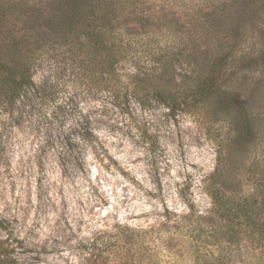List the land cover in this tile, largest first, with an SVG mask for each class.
Segmentation results:
<instances>
[{"label":"rangeland","instance_id":"rangeland-1","mask_svg":"<svg viewBox=\"0 0 264 264\" xmlns=\"http://www.w3.org/2000/svg\"><path fill=\"white\" fill-rule=\"evenodd\" d=\"M180 17L153 14L183 76L193 28ZM252 32L249 50L264 51V25ZM33 80L29 99L0 105V238L9 264H110L102 242L125 227L147 232L161 264H264V243L218 250L209 238L217 222L205 194L215 167L207 130L218 133L224 112L134 105L126 118L70 65L43 63ZM250 88L256 136L232 164L239 195L264 183V68ZM197 223L204 244L183 236Z\"/></svg>","mask_w":264,"mask_h":264},{"label":"trees","instance_id":"trees-1","mask_svg":"<svg viewBox=\"0 0 264 264\" xmlns=\"http://www.w3.org/2000/svg\"><path fill=\"white\" fill-rule=\"evenodd\" d=\"M157 11L191 23L183 76L171 59L174 46L158 40ZM263 25L264 0H0V105L18 104L37 92L35 72L48 62L70 65L126 118L134 116V105L194 116L213 107L224 112L218 133L207 130L215 167L205 194L217 222L209 238L218 250L242 243L260 248L264 183L239 195L232 164L239 147L247 151L256 136L251 111L256 92L250 84L264 68V51L249 50L248 43ZM199 39L202 44H196ZM196 225L183 236L204 244L202 226ZM149 239L147 232L125 227L102 246L110 251V264H161ZM10 254L0 238V264H9Z\"/></svg>","mask_w":264,"mask_h":264}]
</instances>
